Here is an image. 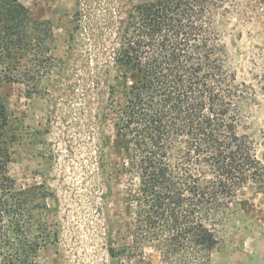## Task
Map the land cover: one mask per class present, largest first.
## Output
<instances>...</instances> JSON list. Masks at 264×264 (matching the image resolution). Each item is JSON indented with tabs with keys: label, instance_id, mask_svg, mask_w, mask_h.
I'll use <instances>...</instances> for the list:
<instances>
[{
	"label": "trees",
	"instance_id": "16d2710c",
	"mask_svg": "<svg viewBox=\"0 0 264 264\" xmlns=\"http://www.w3.org/2000/svg\"><path fill=\"white\" fill-rule=\"evenodd\" d=\"M227 2L149 0L123 21L109 90L123 171L137 178L123 255L151 247L163 264H213L218 226L247 191L264 192V162L246 123L256 90L229 63ZM55 42L49 20L0 0V264H40V252L58 242L53 192L19 187L9 175L23 121L4 93L19 84L26 98L36 95L53 71Z\"/></svg>",
	"mask_w": 264,
	"mask_h": 264
},
{
	"label": "rangeland",
	"instance_id": "374dc122",
	"mask_svg": "<svg viewBox=\"0 0 264 264\" xmlns=\"http://www.w3.org/2000/svg\"><path fill=\"white\" fill-rule=\"evenodd\" d=\"M36 19L53 26V71L26 98L22 85L4 89L23 121L9 175L19 187L44 185L56 197L58 242L40 264H163L151 247L129 256L134 174L114 130L109 90L118 74L114 54L133 5L149 0H19ZM223 41L240 82L251 83L256 103L247 132L264 162V13L259 0H228ZM245 205L218 226L213 264H264V192L247 191ZM113 252V256H112Z\"/></svg>",
	"mask_w": 264,
	"mask_h": 264
}]
</instances>
